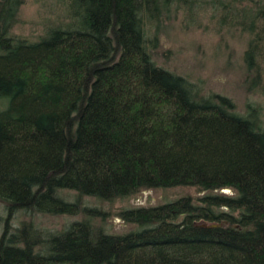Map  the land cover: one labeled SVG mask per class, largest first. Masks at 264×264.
<instances>
[{
  "label": "trees",
  "instance_id": "obj_1",
  "mask_svg": "<svg viewBox=\"0 0 264 264\" xmlns=\"http://www.w3.org/2000/svg\"><path fill=\"white\" fill-rule=\"evenodd\" d=\"M59 1L67 23L31 42L13 34L24 0H0V264H264L261 109L241 114L157 64L160 22L181 0H154L153 26L150 0ZM203 5L219 28L248 37L257 84L264 0ZM175 187L202 196L124 208L115 215L132 228L122 233L89 202ZM19 213L77 219L49 231L15 227Z\"/></svg>",
  "mask_w": 264,
  "mask_h": 264
},
{
  "label": "rangeland",
  "instance_id": "obj_2",
  "mask_svg": "<svg viewBox=\"0 0 264 264\" xmlns=\"http://www.w3.org/2000/svg\"><path fill=\"white\" fill-rule=\"evenodd\" d=\"M181 1L169 2L173 9L177 10L170 17H163L160 22L155 51L157 64L196 83L205 95L218 94L231 99L241 114L247 113L248 104L258 107L261 109L259 111L264 126V78L253 84L246 72L244 54L248 37L238 31L230 33L219 28L212 18L211 10L205 11L203 5L205 0H198L201 2L200 5L197 2L185 5L181 4ZM67 5L68 1L24 0L13 34L31 42L37 41L49 28L59 23H67L66 15L69 14ZM170 5L167 9L171 7ZM177 6L178 8H175ZM160 10V6L154 0L149 1L145 18L152 26L159 22L157 20ZM183 196L197 199L202 194L196 188L175 187L150 189L132 198L113 203H96L92 200L89 202L110 213L109 227L115 233H122L132 227L115 215L120 210L157 206ZM4 214L5 205L0 200V216ZM76 219L69 216L31 217L26 213H19L14 225L17 227L22 221L33 220L40 228L60 231Z\"/></svg>",
  "mask_w": 264,
  "mask_h": 264
},
{
  "label": "water",
  "instance_id": "obj_3",
  "mask_svg": "<svg viewBox=\"0 0 264 264\" xmlns=\"http://www.w3.org/2000/svg\"><path fill=\"white\" fill-rule=\"evenodd\" d=\"M221 194H226V195H228V194H231V191H230V190H222V191H221Z\"/></svg>",
  "mask_w": 264,
  "mask_h": 264
}]
</instances>
